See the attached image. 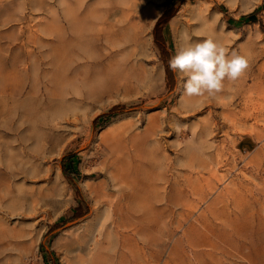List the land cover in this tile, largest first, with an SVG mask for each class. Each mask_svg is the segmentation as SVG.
Wrapping results in <instances>:
<instances>
[{
	"label": "rangeland",
	"instance_id": "rangeland-1",
	"mask_svg": "<svg viewBox=\"0 0 264 264\" xmlns=\"http://www.w3.org/2000/svg\"><path fill=\"white\" fill-rule=\"evenodd\" d=\"M50 4L52 11L60 10L57 0ZM144 6L152 17L147 51L119 54L85 68L51 83L52 91L41 96L29 92L31 82H24V92L18 93L19 83L8 80L13 60L21 69L26 58L25 51L18 52L20 46L7 48L24 38V24L0 15V163L15 159L19 164L14 168L23 171L0 202V264H70L68 242L90 225L94 187L106 179L103 159L133 156L134 148L146 141L168 158L172 195H179L181 187L213 190L214 196L206 202L187 197L170 206L165 236L155 233L156 241L157 235L164 241L151 264H264V119L256 122L257 111H239L245 102L253 108L264 101V87L247 89L245 101L235 98L227 117L222 104L186 107L177 75L168 66L184 33L193 42L214 35L230 51L248 56V84L257 80L264 62V0H146ZM174 9L166 22L157 24ZM159 42L166 45V54ZM115 107H120L118 113L97 119ZM186 147L190 151L184 153ZM219 158L229 163L218 164ZM226 186L234 188L230 197L237 194L240 206L225 208L227 199L219 198L226 196L217 195ZM238 186L245 189L244 196L237 193ZM211 201L213 212L208 211ZM223 208L226 215L220 213ZM221 231H231L230 242ZM112 242L111 253L119 247L115 236Z\"/></svg>",
	"mask_w": 264,
	"mask_h": 264
},
{
	"label": "bare ground",
	"instance_id": "bare-ground-1",
	"mask_svg": "<svg viewBox=\"0 0 264 264\" xmlns=\"http://www.w3.org/2000/svg\"><path fill=\"white\" fill-rule=\"evenodd\" d=\"M57 1L60 10L52 11L50 0H0V15L24 24V38L13 46L7 45L9 49L20 46L18 52L23 50L24 57L26 56L21 69L18 68L17 60H13L8 72V80L11 83H19L14 89L15 92L23 93L26 88L24 82H31L29 92L34 95L41 96L44 91L50 93L51 83L65 81L71 74L100 65L119 54L132 55L138 49L145 52L151 46L147 32L152 17L149 8L144 6L146 0ZM47 11L51 12L49 19L32 16ZM177 23L176 19L173 20L171 27L174 29ZM249 67L250 64L237 81H225V88L217 96L185 97V106L196 109L199 105L207 103L222 104L225 106L224 114L230 116L233 113L234 108H231V105L235 98L239 97L245 101L247 89L256 87L262 90L264 87V62L258 66V73L255 74L257 80L251 84H248L251 71ZM157 76H161L160 70L157 71ZM228 93L231 96L225 99ZM239 111L243 115H251L257 111L254 117L258 122L261 117L264 119V101L258 102V106L253 105V108L245 102ZM206 128L208 126H205L202 132H205ZM260 136L264 137V132H261ZM134 149L136 151L133 156H125L123 153L110 157L111 159H103L101 171L105 173L106 179L100 180L94 187L95 206L90 225L76 232L68 242L70 264H111V261L116 264H151L164 241L159 235L156 236V241L155 233H163L162 228L167 224L165 214L172 211L170 206L187 197L205 202L213 200V190L188 192L179 187V195H172L174 183L170 180L171 176L164 160L168 159L166 154L157 152L148 141ZM189 151L188 147L183 150L184 153ZM98 154L102 156L103 151ZM217 162L229 163L228 159L224 158L217 159ZM18 164L15 159L0 163V202L11 193L13 178L23 172L20 167L17 170L14 168ZM225 177L226 175L222 176ZM168 187L172 191L169 192ZM231 188L232 186H226L222 193L217 195H225V198L216 197L227 199L223 204L225 208L230 203L241 205V198L237 197V194L230 197L234 191V188ZM244 190L242 186H238L237 193L244 196ZM213 201L208 204L210 212H213ZM227 211L223 208L220 213L226 215ZM236 217L238 218L237 214ZM221 233L225 236L223 238L230 242L231 231ZM112 236L116 237L119 245L113 253ZM176 250L175 246L171 254ZM245 255L253 261L250 254L251 259L248 253Z\"/></svg>",
	"mask_w": 264,
	"mask_h": 264
},
{
	"label": "clouds",
	"instance_id": "clouds-1",
	"mask_svg": "<svg viewBox=\"0 0 264 264\" xmlns=\"http://www.w3.org/2000/svg\"><path fill=\"white\" fill-rule=\"evenodd\" d=\"M182 39L168 66L176 73L184 97H215L225 88V81H237L249 66L246 54L230 51L214 35L193 42L184 33Z\"/></svg>",
	"mask_w": 264,
	"mask_h": 264
},
{
	"label": "trees",
	"instance_id": "trees-1",
	"mask_svg": "<svg viewBox=\"0 0 264 264\" xmlns=\"http://www.w3.org/2000/svg\"><path fill=\"white\" fill-rule=\"evenodd\" d=\"M169 10H170V9H169ZM167 12H168V11H167ZM170 12H172V13H170L168 16H166V13H164V14L159 18L157 24L159 25V24H161V23L166 22V21H167V20H168V19H169L174 13H175V9H174V10H171ZM159 45L161 46V48L164 50V53L166 54V53H167V47H166V45H165L164 43H162V42H159ZM118 108H120V107L112 108L109 112L104 113V114H101L97 119L100 120L101 118H104V117H111V116H113L114 114H116V113L119 112ZM71 157L73 158V156H71ZM67 158H69V157L64 158V159H63V162H64ZM63 171H64L65 175H67V176L70 177V175H69L68 172H67V169H66V165H65V163H63ZM57 224H59V222H58Z\"/></svg>",
	"mask_w": 264,
	"mask_h": 264
}]
</instances>
